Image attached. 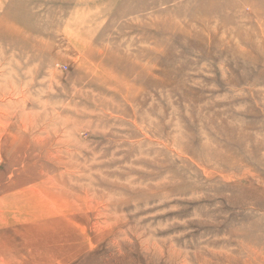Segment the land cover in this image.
<instances>
[{"label": "rangeland", "instance_id": "374dc122", "mask_svg": "<svg viewBox=\"0 0 264 264\" xmlns=\"http://www.w3.org/2000/svg\"><path fill=\"white\" fill-rule=\"evenodd\" d=\"M0 19V264H264V0Z\"/></svg>", "mask_w": 264, "mask_h": 264}, {"label": "bare ground", "instance_id": "6f19581e", "mask_svg": "<svg viewBox=\"0 0 264 264\" xmlns=\"http://www.w3.org/2000/svg\"><path fill=\"white\" fill-rule=\"evenodd\" d=\"M12 17V16H11ZM2 20H4L3 18H2ZM1 19H0V21H2Z\"/></svg>", "mask_w": 264, "mask_h": 264}]
</instances>
